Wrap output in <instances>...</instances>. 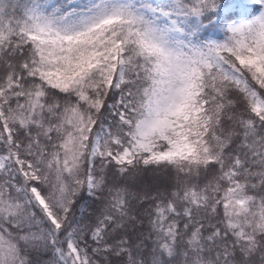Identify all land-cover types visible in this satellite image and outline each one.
<instances>
[{"label":"snow or ice","instance_id":"6c2138e0","mask_svg":"<svg viewBox=\"0 0 264 264\" xmlns=\"http://www.w3.org/2000/svg\"><path fill=\"white\" fill-rule=\"evenodd\" d=\"M0 264H264V0H0Z\"/></svg>","mask_w":264,"mask_h":264}]
</instances>
